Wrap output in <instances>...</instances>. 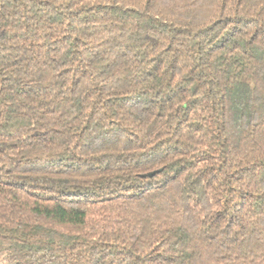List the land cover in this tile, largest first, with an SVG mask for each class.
Segmentation results:
<instances>
[{
  "label": "trees",
  "instance_id": "obj_1",
  "mask_svg": "<svg viewBox=\"0 0 264 264\" xmlns=\"http://www.w3.org/2000/svg\"><path fill=\"white\" fill-rule=\"evenodd\" d=\"M0 264H264V0H0Z\"/></svg>",
  "mask_w": 264,
  "mask_h": 264
}]
</instances>
